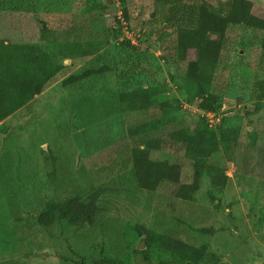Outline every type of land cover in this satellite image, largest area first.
I'll return each instance as SVG.
<instances>
[{
  "label": "rangeland",
  "instance_id": "374dc122",
  "mask_svg": "<svg viewBox=\"0 0 264 264\" xmlns=\"http://www.w3.org/2000/svg\"><path fill=\"white\" fill-rule=\"evenodd\" d=\"M204 1L219 7L229 0ZM251 1L254 13L264 18V0ZM128 2L135 19L131 25L123 22L121 0H13L18 11H0V40L42 45L61 66L40 95L0 126V237L11 232V244H0V252L7 253L0 255V264H264V105L254 113L253 102L241 96L247 80L264 76V52L258 44L243 46L253 40L247 29L230 30L226 75L219 86L224 106L209 118L213 126L243 130L234 155L221 144L211 159L230 181L219 192L204 177L194 201L175 199L172 186L138 184L131 171L128 127L161 111L119 115L114 72L63 86L87 69L112 67L117 41H130L140 61L153 68L154 83L163 89L158 99L174 103L169 114L177 123L190 126L202 118L193 105L195 92L170 81L173 68L139 32L152 21V12L159 10L158 19L167 6L160 10L158 0ZM74 41H94L100 51L81 59L57 48ZM133 82L136 88L150 83L146 75ZM254 132L256 142L248 136ZM155 158L180 163L183 183L192 182L191 161L182 152L168 150ZM102 189L100 228L56 226L52 238L35 222L49 202L60 204L71 196L88 200ZM137 224L155 234L150 261L138 252L143 244ZM161 234L186 242L189 253L162 250Z\"/></svg>",
  "mask_w": 264,
  "mask_h": 264
},
{
  "label": "trees",
  "instance_id": "16d2710c",
  "mask_svg": "<svg viewBox=\"0 0 264 264\" xmlns=\"http://www.w3.org/2000/svg\"><path fill=\"white\" fill-rule=\"evenodd\" d=\"M158 4L162 6L160 10L167 6L163 15L156 19L159 10L152 12V21L141 26L139 32L143 38L157 45L161 59L173 68L169 75L170 81L195 92L193 105L203 113L202 118L190 126L177 123L175 117L169 114L174 103L158 99L163 89L154 83L153 68L140 61V53L130 41H117L112 67L87 69L80 75L66 79L63 86H73L97 75L114 72L117 75L119 115H147L159 109L160 115L149 122L128 127L131 171L136 183L143 180L154 186L167 184L172 186L170 195L173 198L192 202L204 177L209 178L219 192L225 190L230 181L226 170L211 163V159L220 151L221 144L225 145L229 155H234L243 138V130L227 128L219 123L213 126L206 115L217 114L224 106L219 86L226 75L225 52L230 30L233 27L247 29L253 40L249 44L243 43V46L252 48L258 44L264 52V18L254 13L251 0H229L219 7L204 0H158ZM131 7L128 0H121V16L128 25L135 20ZM6 10L18 11L19 7L14 6L13 0H0V11ZM115 20L121 22L117 17ZM57 48L61 52L71 51L81 59L100 51L94 41H74L57 45ZM60 69L61 66L42 45L19 44L1 39L0 123L40 95ZM142 75H146L150 83L145 87H134V78ZM241 96H248L254 104L253 112H259L264 105V76L247 80L241 86ZM248 136H252L254 142L257 141L256 132ZM168 150L182 152L191 161V183H183V167L180 163L155 158L157 153ZM104 192L103 189L99 190L88 200L71 196L60 204L49 202L35 222L52 238V230L56 226L76 231L100 228L104 212L98 204V198ZM135 230L140 244H143V249L138 252L150 261L148 250L156 239L155 234L143 224H137ZM10 240L11 232H5L0 237V244L6 246L11 244ZM158 245L172 254L186 255L190 248L183 240L167 234H161ZM3 254L7 253L0 252V255ZM99 262L91 264H124L122 260Z\"/></svg>",
  "mask_w": 264,
  "mask_h": 264
},
{
  "label": "built area",
  "instance_id": "2783aa9c",
  "mask_svg": "<svg viewBox=\"0 0 264 264\" xmlns=\"http://www.w3.org/2000/svg\"><path fill=\"white\" fill-rule=\"evenodd\" d=\"M217 114L216 113H207V117L210 118V117H215Z\"/></svg>",
  "mask_w": 264,
  "mask_h": 264
},
{
  "label": "crops",
  "instance_id": "0c3cea01",
  "mask_svg": "<svg viewBox=\"0 0 264 264\" xmlns=\"http://www.w3.org/2000/svg\"><path fill=\"white\" fill-rule=\"evenodd\" d=\"M3 124H5L4 122L0 123V126H3Z\"/></svg>",
  "mask_w": 264,
  "mask_h": 264
}]
</instances>
